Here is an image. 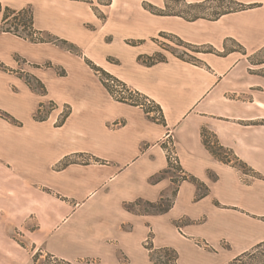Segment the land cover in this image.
Wrapping results in <instances>:
<instances>
[{"label":"crops","instance_id":"obj_1","mask_svg":"<svg viewBox=\"0 0 264 264\" xmlns=\"http://www.w3.org/2000/svg\"><path fill=\"white\" fill-rule=\"evenodd\" d=\"M92 1L1 0L16 11L33 7L36 29L75 45L82 56L0 31V112L18 121L0 116V264H34L39 252L71 264H145L150 234L156 248L179 253V264H225L221 231L255 237L262 228L264 180L244 183L243 171L218 160L206 142L264 176V77L247 63L264 48V6L186 20L144 7L163 8V0ZM176 38L201 51L195 62L165 54L166 41ZM159 53L164 62L140 61ZM85 58L148 97L162 110L160 120L117 101ZM26 75L48 93L32 89ZM52 102L57 108L48 120H35L41 105ZM66 106L72 113L58 127ZM170 148L181 171L209 188L206 197L196 199L194 183L176 187L170 173L162 176ZM76 156L90 164L59 168ZM163 199L173 202L166 213L136 209ZM222 212L237 223L219 220ZM184 218L189 222L178 228ZM196 238L211 240L213 251L197 248Z\"/></svg>","mask_w":264,"mask_h":264},{"label":"trees","instance_id":"obj_2","mask_svg":"<svg viewBox=\"0 0 264 264\" xmlns=\"http://www.w3.org/2000/svg\"><path fill=\"white\" fill-rule=\"evenodd\" d=\"M227 3L235 4L237 6V8L236 9L230 8V9L226 10V12L225 11L220 12L217 14L216 18H218L222 15H225V14L236 13V12L248 10L250 8H254L253 5L248 6V5H245L242 3L234 2L232 0H220V4H222L223 6ZM188 7L194 9L195 7H198V4L190 5ZM178 16L183 17L186 20H195L197 18H200V17H194V18L188 19L187 17L182 16V15H178ZM0 25H1L0 31L3 33L13 34L19 38H22L26 41H30L32 43H53V42L56 43V42H59L69 52H71L73 54H78V55L80 54V50L75 45L69 43L68 41L61 40L60 38H56V39L53 38L52 39L53 41L47 40L44 37L45 34L38 31L35 27V17H34V12H33L32 7L25 8L21 11H16V10H13L9 7H4V5L2 4V2L0 0ZM176 43H177V45L185 47L187 49H190L193 52H201L198 49H194L193 47L187 45L186 43H184L183 41H181L177 38H176ZM207 52H214V51L212 49H208ZM262 52H264V48L261 49L259 52H257V55L262 54ZM177 57L180 58L181 60H185L182 57H179V56H177ZM19 60H20V58L17 57V61H19ZM165 60H166V58L161 53L155 55L154 57H142V58H140L141 62H143L144 64L149 65V66L153 65L157 62H164ZM86 61H87V64L92 68V70H94L96 72V74L100 77V80L102 81L104 86L108 89L110 94L117 101L127 103V104H130L133 106L141 107L146 111V113H149V114L152 113L153 110L157 111L161 114L162 110L159 107H157L148 97L140 94L137 91L131 90L130 88H128V86L126 84H124L121 81H119L118 79L114 78L112 75L107 73L104 69L96 66L90 60L86 59ZM258 64L264 65V60L259 62ZM47 67L52 68L53 66L51 64H48ZM2 68H4V67H2ZM57 71L60 74V76H66V74H67L64 69L57 68ZM257 74L264 77V74H262V73H257ZM24 78H25L27 84L32 89L40 92L43 95H46L48 93L47 87L41 81L36 79L35 77L30 76V75H26V76H24ZM106 80H113V81L121 84L124 87V89L126 90V95H124L121 98L116 97L114 95L115 93H114L113 87L110 84L106 83ZM147 103H150V104L148 105ZM50 105H52L54 107L57 106L53 102L50 103ZM51 112H52V110L47 111L46 105L42 104L40 109L38 110L37 115L35 116V120L46 121V120H48ZM71 113H72L71 108L66 107L62 116L60 117L59 121L57 122V126L58 127L63 126L66 123L67 119L70 117ZM0 116L12 121L13 123L18 124V121H16L12 116H10L6 113L0 112ZM206 146L208 147L209 151L221 162H223L225 164L233 165L234 167H238L239 169H241L243 171V173L249 174L250 176H252L254 178L264 180V176L255 172L253 169L249 168L245 163L240 161L238 158L234 157V159H232L231 158L233 156L232 153L230 151L226 150L224 147H222L218 144H215L214 146H212V145H209L207 142H206ZM79 157L80 156H76L74 158H66L60 164L59 168L65 169L72 164H90L89 161L79 160L78 159ZM168 159H169V168L165 172V174H163L162 176H165L166 174L171 173V171L174 168H176L172 164L169 155H168ZM177 168L179 170H182L180 165H178ZM182 181L183 182L188 181V182H191V183H194L195 185H197V187L199 189V194L196 198L197 200H201L209 194V188L204 183H202L201 181H199L197 178H195L193 176L182 178ZM175 183H178V182H175ZM146 204L149 208L154 210L153 212H155L157 214L166 213V212L170 211L173 207L172 200H165V199H163L160 203H157V204H154V203H146ZM147 212L151 213V211H149V210H147ZM177 226L179 228L182 227L180 225H177ZM145 248L150 253V262L152 264H179L180 255L175 249H172L169 247H163V248L156 249V247L154 245L153 234L149 235L147 242L145 243ZM161 253H165L167 258H168L165 262H160V261L158 262L155 260V254H161ZM39 256H40V254L37 253L35 255V259H38ZM228 264H264V241L255 245L250 250L243 252L242 254L237 256L235 259H233L231 262H229Z\"/></svg>","mask_w":264,"mask_h":264},{"label":"rangeland","instance_id":"obj_3","mask_svg":"<svg viewBox=\"0 0 264 264\" xmlns=\"http://www.w3.org/2000/svg\"><path fill=\"white\" fill-rule=\"evenodd\" d=\"M81 1L87 2L89 4L94 3L92 0H81ZM111 1L112 0H98V3L105 5V4H107V2H111ZM163 1L166 3V6L163 8H159L150 2H146L144 4V7L146 10L150 11L152 14H155V15H182V16L187 17L188 19H191L194 17H205V18L215 19L218 13L224 12V11L226 12V10H228L230 8H234V9L237 8V6L235 4H230V3H227L223 6L222 4H220V0H207V1H204L202 3H196V4H198V7H195L194 9L188 7L190 5H195V4H188V0H163ZM232 1L237 2V3H242V4H245L248 6L253 5L254 8L260 7L262 5L264 6V0H256L258 2H255L252 4H246V3L242 2L243 0H232ZM254 8H250L248 10H251ZM32 9H33V7H32ZM96 9H99V8H96ZM244 11H247V10H244ZM33 12H34V9H33ZM240 12H243V11H240ZM236 13H238V12H236ZM96 14L102 20L105 18V16L99 10L96 11ZM38 15H39V11H38ZM34 17H35V13H34ZM44 37L49 41H51L53 38L54 39L57 38V37H54L53 35H49V34H45ZM53 44L62 46L59 42H56V43L53 42ZM165 45H166V47H164V50L168 51L165 54H169V55L173 54V55L182 57L186 61H190V62L196 61L195 60V54L192 50L187 49V48L182 47V46H179L176 43H174V41L173 42H167L166 41ZM75 55H78V54H75ZM162 55L164 56V54H162ZM78 56H82L81 51H80V54ZM86 59H88V58H85V61H86ZM263 60H264V52H262V54H259V55H257V53H256V54L250 56L248 58V62L247 61L246 62L254 69V71L256 73L264 74V65L258 64L259 62H261ZM86 63H87V61H86ZM20 64L23 66L24 63L20 62ZM46 67H47V65H46ZM52 68H54V66ZM56 70H57V68H56ZM46 107H47V111H51V110L53 111L57 108V106L54 107L50 104L47 105ZM66 107H68V106H66ZM153 112H157V111L153 110ZM173 165L176 168L178 166L177 164H173ZM176 168H174L171 171L169 177H172L173 181L178 182V183H176V187H178L183 182L182 178H186L189 176L186 174L183 175L180 172L181 170H179L178 168L176 169ZM242 177H243L244 183H249L250 181L255 179L252 176H250L249 174H245V173H243ZM136 209L140 210L142 212H145V210L154 211L151 208H149L145 203H142L141 206L137 207ZM226 213L227 212H222V214L219 216V220L224 221L226 225H229V224L235 225L237 223L236 220L231 218ZM244 216L247 218L249 217L246 214H244ZM188 222L189 221L184 218V219L176 221V226L177 225L182 226ZM199 222H205V220L202 219ZM238 223H240V222H238ZM259 227H262V228H260V229L258 228L254 234L253 233L250 234V235H254V236L256 235L255 236L256 240H254L255 237L248 236V234L245 233V231H237V232L236 231L233 232L230 230L221 231L220 238L222 237V240L219 242L217 247H218V249H220L221 253L224 255L223 262L225 264H228L229 262H231L233 260L231 258L238 255L247 246L252 245L251 248H253L255 245L261 243L260 241L262 239H264V229H263L264 222ZM16 239L19 241L22 240V238L18 235L16 236ZM194 243H195L194 245L197 248H200L206 252H211L214 249L213 245L211 244L212 241L209 239H206V238H196ZM144 247H145V244H144ZM156 249H158V248H156ZM145 253L147 254V252H145ZM148 253H149V251H148ZM39 254H40V256L38 259H35L36 262L34 264H71L69 262L60 260L59 258H57L51 254H47L44 252H39ZM149 259H150V253H149V257H147V256L145 257V264H152ZM167 259L168 258H167L165 253L155 254V260L158 262L159 261L165 262ZM123 262L126 264H130V263H128L127 260H123ZM82 264H89V263L84 262ZM182 264H191V263H185V261H183Z\"/></svg>","mask_w":264,"mask_h":264},{"label":"built area","instance_id":"obj_4","mask_svg":"<svg viewBox=\"0 0 264 264\" xmlns=\"http://www.w3.org/2000/svg\"><path fill=\"white\" fill-rule=\"evenodd\" d=\"M106 83L110 84L113 87L114 93H115L114 95L116 97L121 98L124 95H126V90L124 89V87L121 84H119L113 80H106ZM147 104L149 105L150 103H147ZM152 113H154V116L157 120H160L161 114L159 112H152ZM166 151H167V154L170 156L172 164L179 165L175 152L171 148L167 149ZM180 172L184 175V173L182 171H180Z\"/></svg>","mask_w":264,"mask_h":264}]
</instances>
